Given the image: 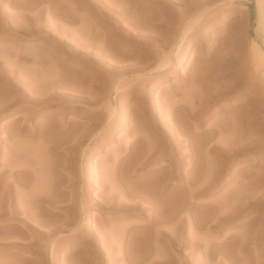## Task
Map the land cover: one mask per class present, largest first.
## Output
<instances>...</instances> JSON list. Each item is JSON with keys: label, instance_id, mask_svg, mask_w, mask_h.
Wrapping results in <instances>:
<instances>
[{"label": "rangeland", "instance_id": "obj_1", "mask_svg": "<svg viewBox=\"0 0 264 264\" xmlns=\"http://www.w3.org/2000/svg\"><path fill=\"white\" fill-rule=\"evenodd\" d=\"M255 4L0 0V264H264Z\"/></svg>", "mask_w": 264, "mask_h": 264}, {"label": "bare ground", "instance_id": "obj_2", "mask_svg": "<svg viewBox=\"0 0 264 264\" xmlns=\"http://www.w3.org/2000/svg\"><path fill=\"white\" fill-rule=\"evenodd\" d=\"M204 1H205V0H204ZM202 2H203V1H202ZM255 2H256L255 5H256L257 15H258V23H259V25H260V27H261V29H262L263 34H264V0H255ZM180 13H182V12H180ZM184 13H185V12H184ZM181 16H182V14H181ZM263 40H264V38H263ZM260 55H261V54H260ZM111 60H113V59H111ZM163 61H164V60H163ZM166 61H167V60H166ZM166 61H165V63L167 64L168 62H166ZM160 64H161V63H160ZM166 64L163 63V64L159 65L156 69H163V68L166 66ZM110 68H112V66H111ZM128 71H129V70H128ZM132 71H133V70H132ZM157 72H158V71H157ZM158 76H159V75H158ZM212 76H214V74H213ZM212 78H213V77H212ZM212 78H210V79H212ZM213 80H214V79H213ZM210 81H212V80H210ZM211 84H212V83H211ZM212 85H213V84H212ZM117 86H118V84H117ZM216 86H217V85H216ZM217 87H218V86H217ZM220 87H221V86H220ZM220 87H219L218 89H220ZM225 87H226V86H225ZM233 87H234V86H233ZM208 88H209V87H208ZM210 88H211V86H210ZM210 88H209V89H210ZM215 88H216V87H215ZM248 88H249V87H248ZM115 89H116V88H115ZM117 89H118V88H117ZM231 89H232V88H231ZM211 90H213V89L211 88L210 90L203 91V92H207V93H208V91H211ZM215 90H216V89H215ZM215 90H213L212 93H213V92H214V93L217 92V91H215ZM232 90H233V89H232ZM232 90H231V91H232ZM247 90H248V89H247ZM221 91H223V93H225L223 89H221ZM203 92H202V94H204ZM234 92H235V91H234ZM219 93H220V91H219ZM216 94H217V93H215V94H211V96H209V94L201 95V96L199 97V101H200V99H201L202 96H203V98H202L201 100H203L204 103H205L206 101H208L209 99H211L213 95H214V96H213V98H214ZM205 95H208V96H205ZM218 95H219V94H218ZM225 95H226V94H225ZM221 96H222V95H221ZM216 97H218V96L216 95ZM213 98H212V100H213ZM220 98H221V97H220ZM215 99H216V98H215ZM203 101H201L199 104L201 105V104L203 103ZM210 101H211V100H209L208 102L211 103ZM213 101H214V100H213ZM199 104H198L199 108H197V109L204 108V106L207 105V102H206L204 105H201V106H203V107H200ZM246 105L248 106L249 104L246 102ZM246 105L244 106V104H243L244 107H247ZM253 106H254V105H253ZM251 107H252V106H251ZM251 107H250V105H249V108H251ZM252 108H254V107H252ZM242 109H243V108H240V115H238V117H237L238 120H239V117L241 118V117L243 116L241 113L244 114V118L246 117L245 114L248 113V112H245V111H247L246 109H248V107H247V108H244V109H245V110L243 109L244 111H243ZM254 109H255V108H254ZM254 109H253V110H254ZM194 110H195V109H194ZM201 110H202V109H201ZM238 110H239V109H238ZM238 110H237V112H235V111H233V112H235L236 114H239V113H238V112H239ZM249 110H250V109H249ZM251 110H252V109H251ZM251 110H250V112H251ZM195 111H196V110H195ZM242 111H243V112H242ZM255 111H256V110H255ZM244 112H245V113H244ZM196 113L198 114V111H197ZM232 114H233V113H232ZM250 114H252V113H250ZM110 115H111V114H110ZM233 116L235 117L236 115L234 114ZM251 116H252V115L249 116L250 118L247 116V117H246V120L243 118L246 122L242 121V118L240 119V121H242V123H243V122H244V123H247L248 121L251 122V120H252ZM231 117H232V116H231ZM234 117H233L232 119H233V120H236V119H234ZM235 118H236V117H235ZM247 118H249V120H248ZM233 120H232V121H233ZM238 120L233 121V122H234L233 125H235V126H233V127L238 126V127L235 128V130L232 129V131H233L234 133H239V128H240V130H241L242 127L244 128V126H243L242 124H241V125H242V127H241V125H240L241 122H240V121H239V122H240V123H239L240 127H239L238 122H237ZM247 120H248V121H247ZM253 120H254V118H253ZM253 120H252V122H253ZM165 122H166V121H165ZM249 122L247 123V126H248V127H249V124H250ZM252 122H251V123H252ZM244 123H243V124H244ZM145 125H146V126H145ZM152 125H154V123H153ZM157 125H158V124H155V125H154L155 129H156V127H158ZM251 125H252V124H251ZM148 126H149V125H148ZM148 126H147V124H144L143 127H142V129H143V128H145V129L147 128V129H148V128H149ZM160 126H162V125H160ZM151 127H152V126H151ZM154 127H153V128H154ZM163 127H166V126H163ZM163 127H161V128H163ZM167 127H168V128H167ZM167 127H166V128H167L166 130H167V131L170 130L169 126H167ZM233 127H232V128H233ZM245 127H246V125H245ZM159 128H160V127H159ZM250 128H251V126H250L249 128H247V130L250 131ZM252 128H253V127H252ZM157 129H158V128H157ZM171 129H172V128H171ZM237 129H238V130H237ZM244 129H245V128H244ZM158 130H159V129H158ZM160 130H161V129H160ZM163 130H164V129H162V132L160 131V132L162 133V134H161L162 136H163V135H166V134H164V133H167V132H165L166 130H165V131H163ZM245 130H246V129H245ZM252 131H253L252 129H251L250 133H248L247 131H245V132H247V133H246L247 135L249 134L248 136H249V139H250V140L252 139L250 136H251V135L253 136V134H252L253 132H252ZM251 132H252V133H251ZM240 133H241V131H240ZM240 133H239V134H240ZM157 134H158V133H157ZM159 135H160V134H159ZM236 135H238V134H236ZM135 136H139V135L135 134ZM239 137H240V135L238 136V138H239ZM240 139H242V138H240ZM249 139H247L246 142H247ZM139 140H141V138L138 137V138L135 140V143L138 142ZM157 140L160 141L159 137H157ZM171 140H172V139H171ZM171 140H168V141L173 142V141H171ZM170 142H168V143H170ZM21 144H22V143H21ZM244 144H245V143H244ZM16 146H17L16 148L18 149L19 145L17 144ZM21 146H22V145H20V147H21ZM136 147H137V146H136ZM215 147H216V146H215ZM213 148H214V147H213ZM216 148L219 149L218 146H217ZM21 149H22V148H21ZM160 149H161V148H155V147H152V148H151V147H150V149H148V152L156 153L157 151H160ZM214 149H215V148H214ZM12 150H14V149H12ZM136 150H137V149H136ZM215 150H216V149H215ZM15 151H16V150H15ZM132 151L135 152V150L132 149V150H129V151H128V154H131ZM138 151H139V150H138ZM196 151L198 152V150H196ZM219 151H221V150L219 149ZM20 152H21V151H20ZM194 152H195V151H194ZM214 152L220 153V152H218V150H217V151H214ZM137 153H138V152H137ZM195 153H196V152H195ZM221 153H222V152H221ZM132 155H134V154L132 153ZM153 155H154V154H152V156H153ZM7 162H8V160H7ZM9 162H10V164L12 163L11 161H9ZM9 162H8V163H9ZM13 163H14V162H13ZM9 166H10V165H9ZM11 167H12V166H11ZM96 178H97V177H95V179H96ZM188 179H189V178H188ZM194 184H195V183H194ZM199 186H200V184H199ZM117 187H118V186H117ZM196 187H197V186H196ZM200 187H202V186H200ZM118 188H119V187H118ZM118 188H117V190L120 191ZM197 189H199V188L197 187V188H195V190H193V191H196V192H200V191H201V190H197ZM8 190H9V187H8L6 184L3 183V184H2V187H1V189H0V192H1V193H0V206L2 205V206L4 207V205H6V204L8 203V202H7V201L9 200V199H8V198H9ZM123 191H124V190H123ZM193 191H192V192H193ZM45 194H46V193H44V195H45ZM123 194H124V193H123ZM123 194H122V192H121V195H123ZM50 195H51V194H50ZM121 195H120V197H121ZM124 195H125V194H124ZM39 196H40V195H39ZM51 196H52V195H51ZM125 196H126V195H125ZM48 197H49V198H48ZM48 197H47V196H46V197H42V196H40L38 199H39L40 201H43V202H44L45 200L48 201V199H51L50 196H48ZM123 197H124V196H123ZM123 197H122V199L124 200L125 197H124V198H123ZM52 199H53V197H52ZM52 199H51V202H52ZM120 199H121V198H120ZM49 201H50V200H49ZM6 202H7V203H6ZM41 203H42V202H41ZM46 203H48V202H46ZM155 203H156V202H155ZM120 205H121V204H120ZM2 206H1V207H2ZM121 207H126V206H125L124 204H122ZM1 209H2V208H1ZM3 209H4V208H3ZM3 209H2V210H3ZM4 210H5V209H4ZM4 210H3V211H4ZM171 211H172V210H171ZM4 212H6V211H4ZM155 218H156V217H155ZM155 218H154V219H155ZM154 219H153V220H154ZM197 219H198V218H197ZM220 219H221V218H220ZM217 220H218V219H217ZM217 220H216V218H215V223H214L215 225L217 224L216 222H218ZM222 220H223V219H222ZM223 221H224V220H223ZM223 221H222V222L220 221L221 223L218 222V225H217V226H219V224H222ZM225 221H226V217H225ZM252 225H253V223H252ZM252 225H251V228H250V229H251L252 231H254V230L252 229V228H253ZM255 225H256V224H255ZM210 226H211V225H210ZM217 226H215V227H217ZM198 227H199V226H198ZM208 228H209V227H208ZM211 228H214V227L211 226ZM254 229H255V228H254ZM256 229H258V228L256 227ZM258 231H259V230H258ZM250 232H251V231H250ZM250 232H249V233H250ZM255 232H256V230H255ZM249 233H248V234H249ZM252 233L254 234V232H252ZM252 233H251V234H252ZM251 234H250V236L252 237L253 235H251ZM258 234H259V233H258ZM258 234H257V233L254 234V235H256L257 240L260 239V238H258ZM119 235H120V234H119ZM250 236H249V237H250ZM247 237H248V236H247ZM251 237H250V239H249V238H246L247 240H245L244 237H242L243 239L240 238V239H242V240H240V241H243V242H241L242 245H246V244L251 243V242L254 240V239H253V240L251 241V239H252L253 237L255 238V236H253L252 238H251ZM259 237H260V236H259ZM262 240H263V239H262ZM254 242H255V240H254ZM217 243H218V242H217ZM136 244H137V243H136ZM210 245H211V244H210ZM212 245H214V244H212ZM216 245H218V244H216ZM219 245H220V244H219ZM212 247H213V246H212ZM215 250H216V249H215ZM210 251H212V250L210 249ZM210 251H209V252H210ZM218 251H219V250H218ZM218 251H215V252H218ZM213 255H214V257L216 258V254H215L214 252H211V256H210V258H212V260L214 259ZM219 256H220V255H219ZM217 257H218V256H217ZM216 259H217V258H216ZM218 260H219V259H218ZM220 263H221V262H220Z\"/></svg>", "mask_w": 264, "mask_h": 264}]
</instances>
